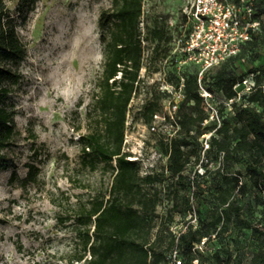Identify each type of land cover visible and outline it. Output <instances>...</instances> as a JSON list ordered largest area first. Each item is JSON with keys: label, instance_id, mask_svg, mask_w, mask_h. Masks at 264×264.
<instances>
[{"label": "rangeland", "instance_id": "obj_1", "mask_svg": "<svg viewBox=\"0 0 264 264\" xmlns=\"http://www.w3.org/2000/svg\"><path fill=\"white\" fill-rule=\"evenodd\" d=\"M4 1L14 19L15 33L26 44V58L20 64L23 78L9 98L15 111V127L21 133L12 156L20 177L26 173L24 163H33L40 170L34 182L21 186L19 182L8 181L12 167L0 166V264H63L78 243L71 221L64 218L72 214L74 203L106 190L111 182L108 169L98 166L89 170L81 166L78 142L80 135L98 126L91 107V94L103 63L98 18L111 0ZM188 3L189 0L143 1L140 22L142 35L146 36L143 65L126 115L123 141V150L129 158L139 162L140 175L166 164L167 158L161 151L164 141L173 134V127L164 116L172 119L183 99L179 92L183 76L197 68L193 63H184V57L174 52L185 33L182 13ZM154 27L161 28L169 37L160 42L156 54L153 51L156 41L150 32ZM215 67L199 83L203 97L200 106L207 114L203 125L226 118L233 120L231 100H226L214 84ZM251 69H264V46L255 63L246 59L238 63L236 75L251 82ZM200 87L204 90L209 87L212 92L206 90L209 93L206 94ZM149 99L159 105L160 111L146 123L140 108ZM28 127L37 135L33 144L27 136ZM208 137L206 133L199 138L204 146ZM208 167L210 172L202 177L196 175L203 169L193 165L184 172L186 179L192 181L190 188L183 191L191 198L192 206L185 215L170 210L176 197L166 183L168 172H164L166 182L158 185L161 202L156 208V219L169 223L172 233L184 229L188 223L198 224L199 219H212L220 208L216 185L224 186L226 178L243 172L240 162L228 169L218 168L217 164ZM193 185L199 191L198 196ZM234 198L243 207L241 219L248 218L253 223L261 219L260 206L248 208L245 199L238 195ZM197 249L203 256L193 259L192 264H208L214 249H220L222 254L231 253L234 262L230 264H248L252 253L264 251V241L234 220L224 231H212ZM178 261L183 262V257L176 254L175 262L169 264Z\"/></svg>", "mask_w": 264, "mask_h": 264}, {"label": "trees", "instance_id": "obj_2", "mask_svg": "<svg viewBox=\"0 0 264 264\" xmlns=\"http://www.w3.org/2000/svg\"><path fill=\"white\" fill-rule=\"evenodd\" d=\"M143 1L111 0L99 14L103 63L91 94L98 126L80 135L78 142L81 166L89 170L102 166L112 176L106 190L94 193L86 201H77L72 214L64 218L71 221L78 243L63 264H169L175 262L176 254L183 257V262L178 264H192L193 259L203 256L198 253L197 245L208 240L212 231H224L234 220L264 241V69L249 71L252 90L239 95L244 78L236 75L238 63L246 59L253 64L259 59L264 46V25L251 31L250 39L240 44L236 54L214 66L217 69L215 86L226 100L232 99L229 107L233 120L226 118L202 124L207 114L200 106L203 97L199 83L212 68L200 81L197 68L194 73L184 75L183 99L172 119L164 116L173 127V134L164 141L161 151L167 162L161 169L154 168L140 175L139 162L129 158L123 150V141L126 115L143 65L146 40L140 27ZM253 11V17L263 22L264 0H253ZM14 27L5 1L0 0V166L12 167L10 183L25 186L37 179L40 169L33 163H24L26 173L20 177L12 156L21 133L15 127V111L9 98L23 78L20 64L26 58V44ZM150 32L156 41L153 48L156 54L160 42L169 37L158 27ZM236 83L239 85L234 89ZM206 90L212 92L209 87ZM159 111L153 99L145 101L140 108L146 123ZM27 133L32 144L35 143L37 135L31 127ZM206 133H209L207 147L199 140ZM239 162L243 172L237 171L226 178L224 186L216 185L220 208L212 219L188 223L177 233H172L169 223L156 219V208L161 202L158 185L166 182L165 171L169 175L167 186L174 190L176 197L170 203V210L185 215L192 210L191 198L183 192L192 184L184 173L190 165L202 168L203 172L196 175L202 177L210 172L209 164L228 169ZM192 188L198 196L197 187ZM235 195L245 199L248 208L260 206L261 219L255 223L248 218L241 219L243 207L237 198L233 199ZM58 220L62 221V216ZM168 220L171 221V215ZM233 260L231 253L222 254L220 249H214L208 264H230ZM248 264H264V251L252 253Z\"/></svg>", "mask_w": 264, "mask_h": 264}, {"label": "built area", "instance_id": "obj_3", "mask_svg": "<svg viewBox=\"0 0 264 264\" xmlns=\"http://www.w3.org/2000/svg\"><path fill=\"white\" fill-rule=\"evenodd\" d=\"M253 13V0H189L182 13L185 33L174 52L184 57V63L197 66L200 81L206 71L236 54L240 44L250 39L251 31L264 25ZM251 82L242 80L245 92L252 90ZM238 85L233 88L237 89ZM202 92L209 94L204 89Z\"/></svg>", "mask_w": 264, "mask_h": 264}]
</instances>
